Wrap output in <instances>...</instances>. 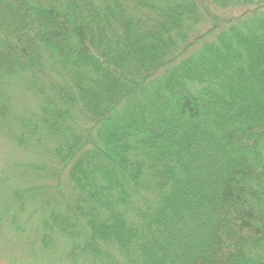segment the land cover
<instances>
[{"label": "trees", "instance_id": "1", "mask_svg": "<svg viewBox=\"0 0 264 264\" xmlns=\"http://www.w3.org/2000/svg\"><path fill=\"white\" fill-rule=\"evenodd\" d=\"M0 143V264H264V0H0Z\"/></svg>", "mask_w": 264, "mask_h": 264}, {"label": "rangeland", "instance_id": "2", "mask_svg": "<svg viewBox=\"0 0 264 264\" xmlns=\"http://www.w3.org/2000/svg\"><path fill=\"white\" fill-rule=\"evenodd\" d=\"M204 1H207V0H204ZM243 9H233V10H228L227 11H224V13H226V15H229V16H237L238 14H240V12H242ZM219 12V11H217ZM20 101V103H18V107H17V113L22 115V113L25 111V110H29L31 108V103H30V98L29 97H24L22 94H18L16 96V99H15V103L17 101ZM11 146H6L5 143H0V162L3 158L6 157V154L7 152H10L11 150L9 149ZM13 152V151H12ZM10 154V153H9ZM13 154V153H11ZM10 156V155H9ZM29 238V237H28ZM9 255L13 256L14 255V252H9Z\"/></svg>", "mask_w": 264, "mask_h": 264}]
</instances>
